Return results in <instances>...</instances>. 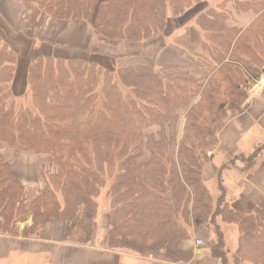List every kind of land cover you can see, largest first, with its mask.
<instances>
[{"label":"trees","instance_id":"16d2710c","mask_svg":"<svg viewBox=\"0 0 264 264\" xmlns=\"http://www.w3.org/2000/svg\"><path fill=\"white\" fill-rule=\"evenodd\" d=\"M20 1L31 9L28 28H41L48 18L89 23L106 44L158 42L160 49L170 36L182 55L213 71L200 79L148 61L110 68L98 60L113 58L102 51L86 58L50 52L29 63L24 104L13 92L17 53L0 29V235L36 239L62 220L66 242L94 246L98 198L107 188L103 250L190 264L195 249L180 244L207 224L217 239L206 247L228 264L220 217L238 227L237 257L264 264V180L262 196L241 205L221 185L215 200L203 178L224 126L242 113L243 88L262 78L264 0H222L203 9L205 0ZM229 2L254 13L247 26H228ZM191 10L198 12L191 27L206 54L190 45L189 25L172 36ZM223 97H231L233 117ZM4 145L48 155L56 167L44 172L45 185L30 203L3 157ZM146 151L150 158L143 161Z\"/></svg>","mask_w":264,"mask_h":264},{"label":"rangeland","instance_id":"374dc122","mask_svg":"<svg viewBox=\"0 0 264 264\" xmlns=\"http://www.w3.org/2000/svg\"><path fill=\"white\" fill-rule=\"evenodd\" d=\"M4 1L5 0H0V11H1V5ZM221 1L222 0H205L203 4H201V7L203 9L206 6H215L217 3ZM17 6L18 5H15L13 3L7 5L8 10H11V11H16ZM25 9L28 10L27 16H28V22H29L31 9L26 6H25ZM227 9L231 13L230 18L227 23L229 27L242 28L243 26H246V24L250 22L249 20L251 18L254 17V13L252 11H236L234 9L233 3L231 2L227 3ZM10 13L12 15L11 17H14L13 16L14 12H10ZM197 14L198 12H194V10H191L186 16H184V20H185L184 25L175 28V26L177 25H175L174 23L172 27L173 29L175 28V31L173 32L174 35L172 36H175L176 34L181 33L184 30L186 25L187 26L189 25L190 45L195 49L196 47L195 45H193L191 41V32L193 30L197 31V29L194 27H191L193 25V21L191 20L195 19V16ZM11 17L9 16V19L11 20L13 26L9 25L8 21L5 18L3 19V17L1 16V12H0V27H3V29L2 28L0 29L2 31V34H4V36L9 41V44L16 50V53H17V67H16L15 78L13 80V92L15 93V96L17 97L18 101L24 104H28L30 102V94H28V91H27L28 90L27 67L29 63L31 62V60L37 57L38 55H44L46 53L51 52V53H54L55 55H61V54H65V55L71 54L72 55L73 54V55L86 58L89 55L91 56L92 52L94 51H102L107 54L109 53L111 57L113 58H101L98 60L102 62L104 65L109 66L110 68L114 67L117 69V68L126 66L128 64H131L134 62L135 63L141 62V61L142 62L148 61V62L157 64L156 57L159 54V51L162 50V48L161 49L159 48L160 45L158 42H156V44H154L153 46H150V45L147 46L146 44L145 45L136 44L132 46V45H128L125 43H120L116 46L106 44L105 42H102L100 36L94 32L92 25L89 23L83 24L86 26L84 28H81L83 29V36L86 39V38L92 37L93 35V37H95L96 39L99 38L100 42H98L97 44L93 46L91 45L88 49L75 50V48L70 47L69 43L73 42L72 41L73 36L75 37L76 35H78L80 28H78L79 30L77 33L75 31H69V28H66V27H64V29L62 30H59L58 28L50 26L46 30H44L46 22L49 19L51 20V18H48L44 26L41 28H38V27L28 28V25H26V29L23 32H19L16 29L18 28L17 23H21L22 20L26 22L27 18H22L21 22H17L16 19H13ZM56 23L65 24V23H70V22H56ZM74 24H77V23H74ZM23 27H24V24H23ZM197 33L199 34L198 31ZM53 37H55L56 39L53 40L52 39ZM169 37L166 39V41L167 43L171 44L170 42L172 40V37L171 38ZM45 39L46 40L48 39L47 41L49 42H45ZM200 40H201V37H200ZM199 48L200 49H196V51L202 54H206L202 50V42ZM88 52L89 53L91 52V54H88ZM131 53H133L134 55L143 54V59L140 56L132 57L133 54ZM183 56L186 57L187 60H189L191 63L195 65V63L188 56L186 55H183ZM201 68L205 69V72H204L206 73L205 77H197L193 74L195 77L200 78V79H206L207 77H209V75L213 71V68H206V67H201ZM179 69L183 70L181 67H179ZM183 71H188V70H183ZM243 91L247 95L242 105V108H241L242 113L246 110L245 117L234 119L235 117L239 116L240 113L236 114L235 116L232 115L234 114V112H232V109L234 106L231 105V97L230 98L223 97L220 99L228 103L229 113L231 114L232 117L234 116V118L229 120L224 126L220 134V137H221L220 141L222 140L225 143L230 144L231 147L233 146L234 149L236 148V154H234L233 156H232L233 153L231 154V156L228 155L229 156L228 161L230 162V163L227 162L228 164H226L228 168L223 167V169L221 170L222 172H221L220 170H218V168L223 158L221 156L222 154L221 155L219 154V151L222 148V143H220L218 146H215L212 150L215 154H217V157L215 158V156H213L211 161L204 166L203 178L204 180L206 179V183H207L206 185L209 188L211 194L215 195V196L213 195L215 200L220 195V187L221 186L225 187L226 183H229L228 184L229 187H227L226 190L227 192H231L230 193L231 195L230 196L228 195V198L231 197L230 199H234V200H237L238 198V200L240 201L239 203L241 205H244V204L251 205L252 203L256 202V200H258L262 196V193H263V189L261 187L263 180H264V129H263L264 127V77L263 75L259 83H256L255 85L249 84L247 85V87L243 88ZM255 116L257 117V119ZM243 118L245 119V121H242ZM237 121H239V123H237ZM183 124H184V119H181L180 130L182 129ZM7 148H8L7 145L3 146L2 154H3V151H5V149ZM145 153L146 154L144 155L143 161H148V159L150 158V154L148 151H146ZM230 160H233V161H230ZM231 167L232 169H229ZM55 171H56V167L54 166L52 162V165H49V169L45 170L44 172L53 173ZM241 174L245 175L243 181L237 178V177L240 178ZM39 179L40 181L43 180L44 182L43 175L42 176L40 175ZM232 180L233 182L236 181L235 182L236 184L235 183L232 184L231 183ZM44 185H45V182H44ZM24 186H25L26 195H27L29 189L27 190L28 187H26V185ZM239 187L240 188L242 187L245 190L244 192L245 195L243 193L241 197H239L238 194H236L238 193V191H240ZM106 191H107V188H104L101 192V195L98 198L99 207H98V214L96 217L95 235L97 234V229L100 228V231H98V233L100 234V238L104 233V227L106 225V213L109 210V205H110L109 198H107L106 196ZM233 192L235 194H233ZM217 220L222 225L225 235L227 234L228 236L227 243L231 245L229 246L233 250L234 245H232L231 243H232V240L233 241L235 240L234 237H235V234H237V231L239 232L238 227L235 224L223 222L222 218L220 217H218ZM198 231H199L198 228H193L191 231V238L193 237V233L197 234L198 236H201V231L199 232ZM216 239L217 237H216L215 232H214V235L208 237L207 239L203 238V240L206 243L205 246H207V244H210L213 240L216 241ZM93 243L95 244V239ZM99 243H100V240L98 244ZM191 249H195V247H192ZM236 249L234 252L235 255H236ZM36 264H47V262H44V260L40 259L36 261Z\"/></svg>","mask_w":264,"mask_h":264},{"label":"crops","instance_id":"0c3cea01","mask_svg":"<svg viewBox=\"0 0 264 264\" xmlns=\"http://www.w3.org/2000/svg\"><path fill=\"white\" fill-rule=\"evenodd\" d=\"M12 3L18 5L16 11L8 10L7 5ZM9 11L14 12L13 14L14 17H11L12 15ZM27 11L28 10L25 9V6L19 0H5L1 5L0 12L3 19L5 18L8 21L9 25L13 26L11 20L9 19V16L13 19H16L17 22H21L22 18H27L26 22H28ZM251 20L252 18L249 21ZM26 22L22 20L21 23H17L18 24L17 25L18 28H16L17 31L23 32L26 29V25H27ZM248 24H246V26ZM50 26L58 28L59 30H62L64 29V27H66L69 28V31H75L76 33L79 30L78 28H80L78 35H76L75 37L73 36L72 39L73 42L71 41H70L71 43L68 42L70 47L75 48V50L88 49L91 45L93 46L98 42H100L99 41L100 39L99 38L96 39L95 37H93V35L92 37L85 39V37L83 36V29L81 28H84L86 25L83 24L82 25L74 24L72 22L61 24V23H56L52 19L51 20L49 19L46 22L44 30H46ZM52 39L54 40L56 38L53 37ZM47 40L45 39V42H49ZM191 41L193 45H195L196 49H200L199 48L201 46L200 36L195 30L191 32ZM156 63L160 66H169V65L179 66L183 70L190 71L192 74H194L197 77L206 76V73H204L205 72L204 68L195 66L180 53L178 48L172 46L169 43H167V45L164 48H162V50L159 51V54L156 57ZM245 116H246V110L243 113H241L239 116L235 117L234 119H238L240 117L242 118ZM242 121H245V119L243 118ZM237 123H239V121H237ZM221 143H222V148L219 151V154L220 155L222 154L221 156L223 158L218 168V170L220 171L223 169V167H225L224 165L230 163L228 161L229 158L228 155L231 156V154L233 153L232 154L233 156L234 154H236V148L234 149L233 146L232 148L230 144H227L222 140ZM3 157L7 162L11 164L16 178L19 181H21L24 185H26V187H28L27 190L29 189L30 192L28 191L26 196H27V203H30L37 197L39 191L44 187V182L43 180L40 181L39 177L40 175L41 176L43 175V172L45 170L49 169V165H52L51 158L45 154H36L33 152L11 149L9 147L5 149V151H3ZM216 157L217 154H215V158ZM226 168L228 167L226 166ZM229 169H232V167ZM240 176H241L240 178L237 176L236 177L239 180L243 181L245 175L241 174ZM235 182L236 181L233 182V180L231 181L232 184ZM205 183H206V179H205ZM228 184L229 183H226L225 185L226 189L227 187H229ZM239 190L240 191H238V193L236 194H238V196L241 197L245 192V190L242 187L241 188L239 187ZM230 193L231 192H227V198L228 195L229 196L231 195ZM233 194L235 193L233 192ZM31 222H32L31 219H29L27 223L30 225ZM218 224L220 225L221 231L223 232V235L225 237L224 239L227 249L228 264H253L250 261L239 259L234 253L239 241L238 240L239 232L237 231V234H235L234 237L235 240L234 241L232 240L231 244L234 245V249L232 250L230 247L231 245L227 243V238H228L227 234L225 235L222 225L219 222ZM24 225H25L24 223L21 224L20 230L23 229ZM65 227H66L65 223L62 220L59 222L50 223L42 231L40 237L36 239H25L21 236L11 237L6 235H0V264H36V261L40 259L44 260V262H47V264H174L168 262L155 261L150 258H140L128 251L103 250L102 248L99 247L98 244L100 240V234L98 233V231H100V228L97 229L94 246L81 247L70 244L64 240ZM198 229L199 231H201V236H198L197 234L193 233V237L191 239L187 241H183L180 244L181 248L185 250H189L192 247H195V257L193 262L190 264H221L220 260L215 256H213L209 252V248H207L206 246L202 248H196L197 239L199 238L207 239L208 237L214 235L215 231L213 226L204 225L202 227H199ZM198 249L203 250L202 254H197Z\"/></svg>","mask_w":264,"mask_h":264},{"label":"built area","instance_id":"2783aa9c","mask_svg":"<svg viewBox=\"0 0 264 264\" xmlns=\"http://www.w3.org/2000/svg\"><path fill=\"white\" fill-rule=\"evenodd\" d=\"M205 241L203 239H197L196 240V248H202L205 246Z\"/></svg>","mask_w":264,"mask_h":264},{"label":"water","instance_id":"95a60500","mask_svg":"<svg viewBox=\"0 0 264 264\" xmlns=\"http://www.w3.org/2000/svg\"><path fill=\"white\" fill-rule=\"evenodd\" d=\"M262 75H263V77H264V67H263V69H262ZM202 252H203L202 249H198V250H197V254H202Z\"/></svg>","mask_w":264,"mask_h":264}]
</instances>
